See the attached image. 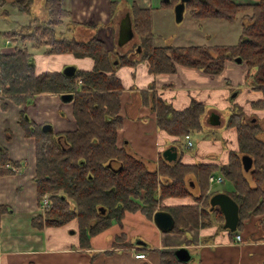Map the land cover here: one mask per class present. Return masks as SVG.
<instances>
[{"label":"trees","instance_id":"obj_1","mask_svg":"<svg viewBox=\"0 0 264 264\" xmlns=\"http://www.w3.org/2000/svg\"><path fill=\"white\" fill-rule=\"evenodd\" d=\"M250 1L249 4H235L232 0L186 2L184 10L200 23L217 20L228 24L239 22L241 26L234 45L189 47H158L151 9L129 5L137 44L118 58L117 66L110 61L113 52L97 36L81 41L63 37L59 28L70 18V12L62 7L60 0H44L46 20L33 18L21 25V29L4 33V39L14 45L12 52L0 53V88L8 98L18 104L26 101V97L31 99L43 93L72 96L75 130L54 134L51 129L42 130L49 125H36L24 112L17 117L25 136L33 138L35 143L34 182L38 204L44 196L51 203L44 220L38 215L33 219L36 228L62 227L75 221L77 246L89 250L91 239L113 223L123 227L127 214L139 213L151 221L156 211L167 212L174 221L170 232L178 234L188 228L208 226L213 220L223 224L221 211L217 207L211 210L208 201L211 175L221 177L229 185L225 193L239 207L237 230L250 217L264 216V139H260L264 130L256 120L247 118L237 104L228 112L225 127L235 130L237 150L229 152L224 165L185 164L180 152L175 162L168 163L160 157L156 169L150 171L122 140L120 130L124 123L119 114V99L123 85L116 75L121 67L134 68L145 63L146 73L151 76L174 74L178 66L216 76L223 72L226 62L240 58L248 71L246 82L264 91V0ZM178 2L169 0L159 7L174 10ZM118 3L111 2V15ZM34 4L35 0H14L9 5L17 13L30 16ZM7 5L0 0L2 13L7 12ZM32 48L43 49L47 56L89 60L91 66L82 71L76 68L71 77L63 76L62 70L37 73ZM153 85L150 86L154 88ZM140 100L155 113L157 130L175 141L203 129L201 121L207 108L201 102L192 100L185 108L176 109L154 92L148 95L141 92ZM263 107V102L257 100L251 108L263 110ZM243 155L252 160L248 172L240 161ZM6 156V150L0 147V176L9 173L5 170L10 165ZM193 189L197 190L196 195ZM186 197H193L194 204L160 205L168 198ZM125 240L126 235L121 233L112 244L118 248L123 242L125 246ZM174 262L180 264L175 258Z\"/></svg>","mask_w":264,"mask_h":264},{"label":"crops","instance_id":"obj_2","mask_svg":"<svg viewBox=\"0 0 264 264\" xmlns=\"http://www.w3.org/2000/svg\"><path fill=\"white\" fill-rule=\"evenodd\" d=\"M123 1L126 5L136 4L140 8L151 9L153 19L155 13L158 14V12H163L165 17L166 13L169 12L172 13L173 18L175 17L171 7L169 9L159 7L169 0H60L62 7L70 12L67 24L73 26L71 37L81 41L89 39L93 35L97 36L105 42L106 49L113 52L110 61L115 66L118 65V58L124 52L131 51L137 44V38L134 35L124 45L120 47L118 45L120 21L128 14L126 12L119 19L120 14L124 10L126 11L123 9ZM232 1L235 4H249L251 2L250 0ZM36 2L37 0H35ZM111 2H119L112 15ZM184 14L183 7L182 15L184 16ZM6 15V13H2V17ZM112 16L116 18L111 23ZM224 23L226 22L204 20L201 22V29L198 26H193V28L183 32L180 38L173 36L172 26H153V34L156 37L158 47L231 45L227 44L229 40H233L230 37L234 38L235 34L239 37L241 30H230L231 28H228L230 26H225ZM21 27L18 26L15 30H19ZM161 28L163 30L170 29L169 34L164 32L168 38L163 45L157 43L158 39L155 34L156 29L160 30ZM2 30L0 28V53L12 49L10 48L12 43L4 39V33L15 31L12 29L3 32ZM92 30L94 31L93 35ZM66 32L67 29H65ZM65 33H63V37L66 36ZM37 50L32 48L34 57L35 52L45 56L43 49L40 52ZM52 57L66 58L69 65H73L81 71L89 70L91 66L89 60H77L71 56ZM64 66L68 65L63 64L56 67V70L46 69L43 71L56 72L63 70ZM43 71L37 70V73ZM146 72L145 63H140L134 68L121 67L117 70L116 75L121 79L123 85L119 99L121 100V112L119 114L124 123L120 130L122 140L124 139L129 144L130 152L142 160L150 171L156 169L159 158H163L164 150L170 146L177 148L178 159L180 152H182L179 149L184 142L183 140L175 141L157 130L154 125L155 113L152 112L150 105L142 104L141 92L147 93V95L154 92L160 99L176 109L185 108L192 100L205 104L207 109H205L202 123L207 127H215L220 123L225 125L227 117L223 118L217 110H213V107L224 104L226 109L230 111L237 104L245 112L247 118L256 120L264 130V109L251 108L257 100L262 101L264 105V91H259L249 85L250 82H246L248 71L242 62L240 64L226 62L223 72L216 76L204 74L191 68L185 69L181 66L177 67L174 74L151 76ZM152 83L154 88L150 86ZM26 99V101L18 104L13 102L11 98L0 99V147L6 150L10 167L18 170L15 172L11 170L12 168L7 167L5 170H8L9 173L0 176V264H79L76 255L84 256L85 252L90 253L95 250L99 251L98 253L112 251L116 254L106 256V259L102 258V262L100 258L94 259L91 256L93 259L90 258L87 264H175L174 258L180 264H264L263 215L250 217L243 222L240 229H236L234 232L223 227L224 221L223 224L216 222L223 230L221 232L215 231L217 229L215 227L207 228L208 226H205L198 227V229L188 228L184 233L178 234L159 232L152 220H146L140 216L141 214L136 216L139 213L127 214L123 221H127L129 215H134L137 218L132 220V224L148 227L152 234L151 239L143 241L147 245L143 243L132 245L128 241L127 233L123 232L126 235L124 243L126 245L123 246V242H120L118 248L114 250L109 248L110 250L106 251H103L105 248L102 251L100 248L93 249L91 245L93 238L90 243L91 249H79L77 234L74 233L76 230L75 221L62 227L36 228L33 225V219L37 216L38 210L37 186L34 182L35 143L33 138L25 136L24 131L18 125L17 117L20 112H24L36 125H49L54 134L75 130L76 124L72 115L71 100L69 102L62 100L59 95L44 93L31 97V99L26 97ZM216 122L217 124H215ZM231 130L234 131L233 135H235V130ZM260 139H264L262 134ZM197 146L201 148L200 146H204V144L200 142ZM215 147L216 144L212 146V151L222 154L220 164H226L229 152L237 150L236 135L235 144L229 147L231 150L228 153L225 154V151H219ZM200 154L201 150L197 149L194 154L195 158H198ZM180 158L182 163L196 164L191 162V158L187 154H182ZM199 163L205 164L206 162L200 161ZM208 164L220 165L217 163ZM192 193L196 195L197 190L193 189ZM215 194L218 193L211 188L210 198ZM192 200L193 197L168 198L160 202V205L161 207L193 205ZM145 223H148L149 226H146ZM71 230L70 234L66 233V231ZM237 235L240 236V243L234 242ZM145 237L149 238V235L145 234ZM140 238L146 240L144 237ZM60 242L64 246L62 249H60ZM178 249H185L188 252L186 261H182L174 255ZM139 254L145 257L136 259L134 255ZM72 257L75 260L71 259Z\"/></svg>","mask_w":264,"mask_h":264},{"label":"rangeland","instance_id":"obj_3","mask_svg":"<svg viewBox=\"0 0 264 264\" xmlns=\"http://www.w3.org/2000/svg\"><path fill=\"white\" fill-rule=\"evenodd\" d=\"M8 3V5L6 6L5 10H7V15L5 17H2V12L0 10V28L3 29L2 31L4 32L5 30H15L18 26L21 25H25L28 24V22L30 20H32L33 18L36 19H41V20H46L47 19V14L44 10V0H37V2L33 5L32 7V11H31V15H26V14H20L17 13V10L15 8H12L11 5H9L11 2H13L14 0H4ZM122 5L124 6L123 9H126V11L124 10L120 16L119 19L122 18L126 12L130 13L129 11V5L126 3H124V1L122 2ZM109 17V16H108ZM181 19L180 21L175 20L176 17L173 18L172 13H166V17L164 15L163 12H158L155 13L154 15V19L153 21V26H172L173 29V33H174V37L180 38L181 35L183 34V32L189 30V28H193V26H198L200 22H198L197 20L191 19V17L188 15V13L185 10V14L184 16L181 14ZM115 16H112V21L111 23L115 20ZM68 21V19H67ZM67 21H65L63 24H66L67 26L63 25L59 28V30L63 33H65V29H67V32L65 33L66 38L70 39L72 38V28L73 26H70L67 24ZM217 21V20H215ZM219 22H223V21H219ZM110 23V22H109ZM110 23V24H111ZM225 26H230L228 28L232 29H236L237 31H240L241 26L239 24V22H236L234 24H229L228 23H224ZM201 25V23H200ZM99 26V25H98ZM103 26V25H101ZM203 26V25H202ZM206 26H210V25H206ZM169 34L170 29L166 28V30H163L162 28L156 29V35H157V43L158 44H164L167 41L168 36L165 33ZM94 31L92 30V35H93ZM239 34V32H238ZM91 36V35H90ZM238 35L235 34L234 38L231 36L230 39L233 40H229L227 42V44H231L234 45L235 43H237L238 41ZM75 37V36H74ZM173 37V38H174ZM76 38V37H75ZM175 40V39H173ZM220 43V42H217ZM14 45H11L10 48L13 49ZM12 49H10V51L7 52H12ZM31 52L32 49L30 50ZM38 52L41 51V48H39L37 50ZM34 53V52H33ZM42 53H37L35 52V65H36V69L38 71H43V70H56V67H60L63 64H67L68 65V60H66V58H62V57H58V58H53L52 56H41ZM55 60V62H54ZM140 64V63H138ZM137 64V65H138ZM136 65V66H137ZM137 71V70H136ZM135 71V72H136ZM8 98L7 95H5V93L0 95V99H6ZM217 110V112H219L223 118L227 117L228 111L229 109H226V107L223 105H219L218 107H213V110ZM202 123V121H201ZM203 124V123H202ZM234 131L231 129H226L225 125H218L215 127H207L203 124V129L200 133H193L192 135H189L190 140L193 144V147L190 148L189 150L185 147V143L183 145H181L180 149L184 155L187 154V156H189L191 158V162L192 163H199L200 161L202 162H206V163H217L220 164V158L222 156L221 153H216L214 151H212V146L214 144H216V149H218L219 151H225V154L228 153L231 148V145L235 144V135ZM264 138V136H263ZM203 143L204 146H200L201 148H199L197 146V144L199 143ZM201 150V154L199 155L198 158H195V152L197 151V149ZM220 155L218 158L217 156ZM221 165V164H220ZM229 185L227 183L225 184H221V185H212L210 188H212L214 190V192L216 193H220V192H225L227 190V188ZM136 216H139V214H137ZM137 217H135L134 215H129L127 221H123V227L116 225L115 223H113L111 225V227H109L108 230H106L105 232H103L101 235L96 236L92 239V247L93 249H98L100 248L101 251L105 248V250H114L116 245L114 244H109L112 242H115L116 240V236L120 235L121 233H127L128 235V241L130 244L132 245H137L138 243L141 244H145L147 245V243L143 242V241H148L151 239V231L148 230V227H144L141 226L139 224H132V220L135 219ZM146 226H149L148 223H145ZM211 228V227H215L217 229H215V231L221 232L223 231L221 229V227H219V225L216 224V222L213 220V222L208 225L207 228ZM158 230V229H157ZM159 231V230H158ZM69 232L71 231H66L67 234H70ZM138 232H140L138 234ZM160 232V231H159ZM137 234V235H136ZM145 234L149 235V238L145 237ZM139 235V236H138ZM140 237H144L146 238V240H143ZM61 243V242H60ZM63 243H61L60 245V249H62L64 246H62ZM110 248V249H109ZM99 251H91L90 253L85 252V255H76V258L79 259V264L82 263H88V260H90L91 256H93L95 254L94 259L100 258L101 262L103 261L102 258L106 259V256H112L114 254H116L115 252L113 253H98ZM62 259L65 258V260L67 259L66 257H61ZM73 259V257L71 258ZM75 260V259H73ZM53 261V260H52ZM48 264V263H45ZM50 264V263H49Z\"/></svg>","mask_w":264,"mask_h":264},{"label":"water","instance_id":"obj_4","mask_svg":"<svg viewBox=\"0 0 264 264\" xmlns=\"http://www.w3.org/2000/svg\"><path fill=\"white\" fill-rule=\"evenodd\" d=\"M189 0H179L178 4L174 6V13L177 21H180L181 14L183 11V6L186 2ZM130 14H126V16L120 21L119 25V37H118V45L119 47L127 43L130 39H132L133 35V29H132V23L130 22ZM237 64L241 63V59L238 58L235 60ZM76 72V67L73 65H69L64 67L62 70L63 76L65 77H71ZM70 94H64L61 96L62 100L69 101L71 100ZM217 124V122L215 123ZM50 126L43 127L42 130L47 131L50 130ZM174 147L165 149L162 156L163 158L168 162H175L177 160V152L174 150ZM241 163L243 170L245 172H248L252 168V160L249 156L243 155L241 158ZM209 204L211 209H214L215 207H218L221 211L220 213L224 217L225 224L223 227L225 229H228L232 232H234L237 229L238 222H239V207L237 203L232 200V198L227 195L226 193H218L215 194L210 198ZM153 223L156 225L157 229L163 233L170 232L171 228L174 226V221L172 216L169 215V213H165L164 211H156L153 214L152 217ZM188 252L185 249H178L174 255L182 261L187 260V254Z\"/></svg>","mask_w":264,"mask_h":264},{"label":"built area","instance_id":"obj_5","mask_svg":"<svg viewBox=\"0 0 264 264\" xmlns=\"http://www.w3.org/2000/svg\"><path fill=\"white\" fill-rule=\"evenodd\" d=\"M81 82L79 81V84H80ZM1 94H3V92H2V89L0 88V95ZM182 140H183V142L185 143V147L186 148H188V150H189V148H191L192 146H193V144H192V142H191V140H190V137L188 136V135H185V136H183V138H182ZM171 147H174L175 148V146H170V148ZM7 167H9V168H12V167H10V165H7ZM11 170H13V171H18L17 170V168H12ZM224 182H223V179L221 178V177H216L215 175H211L209 178H208V184H209V188L212 186V185H219V184H223ZM50 206H51V203H50V200H49V198L47 197V196H44V197H42L41 198V201H40V203L38 204V206H37V208H38V210H37V215L38 216H41V218H42V220H44L45 219V214L51 209L50 208ZM240 236L239 235H237L234 239H235V243H240ZM135 256V258L136 259H143L144 258V256H142L141 254H139V255H134Z\"/></svg>","mask_w":264,"mask_h":264},{"label":"bare ground","instance_id":"obj_6","mask_svg":"<svg viewBox=\"0 0 264 264\" xmlns=\"http://www.w3.org/2000/svg\"><path fill=\"white\" fill-rule=\"evenodd\" d=\"M172 231V230H171Z\"/></svg>","mask_w":264,"mask_h":264}]
</instances>
